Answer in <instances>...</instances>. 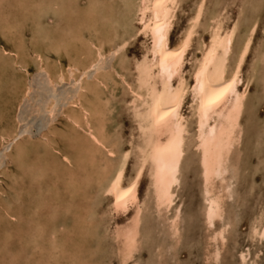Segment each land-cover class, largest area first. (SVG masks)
Instances as JSON below:
<instances>
[{"label":"bare ground","instance_id":"1","mask_svg":"<svg viewBox=\"0 0 264 264\" xmlns=\"http://www.w3.org/2000/svg\"><path fill=\"white\" fill-rule=\"evenodd\" d=\"M31 1L32 3H30L28 7L24 6L22 13H29L32 15V9H34L41 13V17L47 16V13H49L52 14L53 18H56V20L50 23L52 24V26H50L52 27L50 31L43 30V23L32 21L34 27L33 38L36 39V43H38H35L34 47L36 53L35 60L32 59L33 57L29 58L27 54H24L21 58V62H19V64H22L20 71L26 73V65L33 63L34 67L37 69L41 68L46 72L50 83L57 85L62 81L72 80L77 87L74 93L75 96L73 98L71 97L72 99L69 100L65 106V111H63L65 122L70 125L69 130L61 132L52 126V120L50 122L52 127L50 126L51 128L39 137V141H35L38 143H35L30 137L23 138V133H19L17 112L13 110V107H19L20 109L23 100H25L27 95H30L28 93L32 85L28 82L26 83L25 73V75L21 74L15 77L11 75V78L8 79H6V76L0 77V92H5L3 95L0 94L2 100L0 105V117L3 113H7L10 117V124L0 126V146L7 143L6 156H10L11 154V162L14 163L15 171L19 172V176H23L24 173V176L28 175L30 180L33 181L34 179V182L37 183L36 180L38 178L46 177L50 174L51 184L53 186L59 177L63 181V189L67 192L66 195L69 198L63 199V195H59L61 194L60 190L59 193L57 189L53 190L51 188L52 193L49 199L46 200L50 211L47 212V210H44L45 213L43 212V215L45 214L43 219L48 220V222L44 221V224L42 223V225L39 224L38 227H34L31 234H26L25 243L32 245L33 251L39 250L41 255H45H42L45 260L41 257L43 263L46 262L50 264L48 260H50L49 262L54 261L53 263H56V260L61 258V254H68L69 258L73 257L76 260L79 259V264H92L89 262L90 260L82 262L80 260L81 258H77V250L76 252H73L74 250L70 252L68 249H61L63 244L58 241L57 231L54 228V220L64 212L67 213V210L69 211V200L73 201L74 197H77V195H80L82 198L88 195L87 192L90 189V185H93L92 183L95 184L96 192L110 197V209H108L111 213L122 215V213L132 208V214L128 218V221H123L124 224L112 229L114 230L113 239L118 242V244L116 243L118 246H115H117L116 251L119 256L120 264H126V262L133 257V253L139 250V239L141 236L139 232L140 224L142 222L143 208L147 206V202H150L151 208L156 215H162L163 211L168 212L172 208L169 228L171 230V235L176 237L179 234L181 213L179 211V205L175 204L173 207L172 205L177 198L175 197V191L179 185V173L184 153L189 149L188 147H192L194 149L193 156L197 162L196 168L198 169V177L200 178V182L198 180L197 182L200 183V194L203 201L202 211L205 233L212 242L207 240V243H211V246L210 253L206 255V262L210 264H219V261L226 260L225 257L220 260V257L225 247L224 245L227 238L226 233L230 226V221L226 222V217V219L224 218L225 223H219L220 225L217 226V228L214 227V224L217 221H222L226 212V204L229 202L227 200L232 198L230 183L234 178L237 168H240L238 167L240 154L238 148L243 128L241 125V118L245 111L249 86L252 80L257 79L256 76L258 75H256V73L258 72L260 64H262L263 68H260L262 71L259 75L261 83L258 82V79L257 82L261 85V91L263 90L264 95V45L252 56L248 74L246 70H244L246 72L245 76L242 75L244 61L249 52L253 32L257 27V15L251 20L246 34H244L239 41L237 40L238 43L235 44L237 47L233 53V58L230 60V55L233 51V42L242 17V7L240 8V13L237 12L235 19H232L233 21L231 20L232 22L230 25L228 24L229 26L225 27L224 23L227 21V15L225 12L220 11V7L225 5L226 0H219L221 5H219L218 11H216L217 13L206 20L203 26L200 21L204 9V6H202L203 0H196L197 2L192 10V14L188 17L186 25L183 27L174 46H170L169 44V34L173 27L176 11L181 0H108L109 2L107 0H85L86 4L81 7L76 5L78 0ZM11 2L12 0L7 1V3ZM258 2L259 0H255V3L251 4L253 8L257 9L260 4ZM65 13H67V16ZM0 15L2 18L6 19V13L2 12L1 9ZM40 20L42 19L40 18ZM262 23L263 25L261 26L264 33V19ZM6 25L8 28L9 22H7ZM198 27H202L206 37L204 39L198 38L196 47H194V49L192 48V53H188V55L187 52L192 45L194 37L197 35ZM158 29H163V43H161L159 39ZM86 32L87 36L85 34ZM138 34L143 35V38H145L148 44L145 46V49H143L144 51H142L143 53L140 59H132L133 62L131 61L130 63L122 53L131 42V39L136 35L139 36ZM185 40L188 41L187 46H185ZM105 43L108 47H105ZM182 48L184 49L182 55H173V53H179ZM255 48L256 47H252L251 49ZM58 49L63 50L68 56L66 68L57 61L48 62L46 54L50 52L56 53ZM106 53H109L108 55L116 59L118 56H122L118 58V61L116 60L117 63L115 65L112 62L110 68L105 69L99 67L98 63L103 59ZM186 62L187 65L185 66ZM3 65L4 64H1L0 67L4 70ZM90 70L93 72L91 78L87 76ZM128 72H130L133 78L131 82H127L128 80L124 79ZM127 76H129V74ZM254 76L255 79H253ZM233 78H235V83L231 88H228V85L233 84ZM121 83L124 84L125 87H123L125 92L124 95L127 94V96H129L128 104L131 108L132 118L137 124L136 131H138V142L136 141V145L134 144L135 165L133 164L134 169H132L133 173L131 177L126 181L123 175L126 164L125 156H129L130 146H128V150L125 152L118 151L120 145L118 144V140L107 130V123L110 120L109 117H111L110 114L113 110L111 103L113 101L111 99L114 90L118 85H121ZM217 85L220 87H216ZM201 86L207 89V95H202ZM225 88H228L226 92L223 91ZM11 95L17 97H14L16 98L14 102L11 101L8 104V97ZM187 99H189L187 105H189L188 109L190 112L188 118L191 121V125L188 119L184 117V114H182V109L184 108L183 104ZM210 100L214 102L209 103ZM248 102L251 103L250 101ZM261 103L262 100L259 105ZM46 104L47 113L51 115L54 113L53 99L49 98ZM251 106L252 105L249 106L250 109H254V107ZM185 107L187 108V106ZM130 110L129 113H131ZM246 111H248V109ZM251 111L252 110H250V112ZM120 115H122V113ZM250 117L253 116L250 114ZM260 124L262 123L260 122ZM191 126L192 134L190 135V140L189 134ZM75 127L79 128L81 135L77 136L76 131H74ZM118 127L119 125L117 128ZM244 132H246V130ZM54 134L58 135V137L61 136L63 141L68 140L67 146H69V150H67V152L62 150V153H60L59 157L55 158L53 163L48 161V158V160L45 159L37 163L41 156L39 149H41L42 154L46 153L47 150L49 152L52 151L50 143L53 141L51 135ZM26 136L29 135L26 134ZM66 138L67 140H65ZM11 144H13L14 147L12 152L10 151L8 153ZM190 150L192 149L190 148ZM48 151L47 153L49 154ZM110 157H114V162ZM195 160H189V162ZM196 162L194 166H196ZM128 163L130 162L128 161ZM24 164H27V167H25ZM144 172L148 182L144 199H141L142 201L140 202L137 195L139 191L137 190L139 183H141V179L145 177H143ZM0 173L3 174L4 178L10 179L11 181L18 178L16 175L17 173L11 172L13 175H7L4 172ZM133 185L135 186L133 187ZM51 189H49V191H51ZM129 189H131V191H129ZM30 194L32 195L31 192ZM89 197L90 196H88V198ZM9 199H11V197ZM41 200V204L38 202L35 203L33 209L30 210L33 212L38 210L43 204L44 199L41 198ZM81 202L83 203V201ZM77 203L75 202V204ZM230 203L231 202H229V204ZM3 206L5 208L0 215L3 216V214H5L7 217L12 216L9 212L11 203L4 202ZM77 206L79 205L77 204ZM74 208L76 209H72V212L77 210L82 211L83 205ZM90 212L92 211L90 210ZM82 213L85 212L82 211ZM92 214L90 217L93 220L94 214ZM262 214H257L256 218H253L254 220L251 221V226L249 225L250 231H248L250 233H248L251 239L254 238L252 240L260 241L261 237L264 236V219L261 218ZM76 215L80 214L78 213ZM90 217L87 216L89 220L91 219ZM78 218L75 219H77V221H83H81L80 224L84 223V219L78 220ZM90 222L91 220L89 221L90 228L96 226V221H93L94 223ZM75 223L76 222L73 224ZM85 223L87 222L85 221ZM96 223L98 224V222ZM73 224L71 222L70 225L72 226ZM74 226L75 225H73V227ZM46 227L47 230H45ZM80 228L82 230V227ZM87 229L88 228H86V230L84 229L85 232L81 231L82 235L88 232ZM74 234L76 233L74 232L73 235ZM94 234L91 237L96 236V233ZM164 234L166 235L165 232ZM90 235L91 233L89 237ZM71 237L72 239L74 238L73 236ZM82 237H84V235ZM143 237L144 236H142V238ZM78 241L81 240L78 239ZM177 243L178 241L176 240L175 243L171 245V248H175ZM86 244L91 247L90 241ZM245 248L248 250L247 246ZM102 249L106 248L103 247L101 250ZM101 250H99V252H102ZM262 250H264L263 247ZM95 251H97V249L94 250V252ZM248 251L240 252V254L237 255L242 263L245 262L247 254L249 253ZM86 253L87 255L89 254L88 252ZM165 254L167 256L169 253ZM250 254L252 253L250 252ZM164 256L163 253V257ZM92 257H90V259ZM86 258H88V256H86ZM171 258L172 257L168 259L170 260ZM152 259L151 256L149 261ZM172 261L174 260L172 259ZM153 262L154 263L150 261L149 263L156 264L155 260H153ZM71 264L78 263L71 261Z\"/></svg>","mask_w":264,"mask_h":264},{"label":"rangeland","instance_id":"2","mask_svg":"<svg viewBox=\"0 0 264 264\" xmlns=\"http://www.w3.org/2000/svg\"><path fill=\"white\" fill-rule=\"evenodd\" d=\"M7 1L8 0H1L0 1V9L2 10V12L6 13V19L2 18L0 15V65L4 64L3 65L4 70L1 69V67H0V77L2 78L4 76H6V79L11 78V75H13L15 77L17 75H21V74L25 73L24 71H20L22 64H19V62H21V60H22L21 58L24 56V54H27L28 55L27 57H29V58H32V57H33L32 59L35 58L36 53H35L34 47H35V43L37 41H36V39L33 38L34 27H33L32 21H38V22L43 23V25H44L43 30H45V31L49 30L50 31V29H52V27H50V26H52V24H50V23H53L56 20V18H53L52 14H49V13H47V16L41 17V13H39L37 10H34V9H32L33 10L32 15L29 13H26V14L22 13L24 6L28 7V5H30V3H32L31 0H22V1L21 0H12L11 3H7ZM33 1H35V0H33ZM36 1H39V0H36ZM196 2H197L196 0H181L180 5L176 11V16H175L176 18H175L173 27H172L171 32L169 34L170 46L171 45L174 46L175 43L177 42V39L179 38L180 33L183 30V27H185V25H186L188 17L190 16V14H192V10L194 9ZM219 2H220L219 0H203L202 6H204V9H203V15L200 19L202 26H203V24H205L206 20H208L210 17H212L213 14L215 15V13H217L216 11H218V7H220L219 5H221ZM247 3L250 5H248ZM252 3L254 4L255 0H253V1L252 0H250V1L249 0H226L225 5L224 6L222 5L220 7V11L225 12L227 15V21H226V23H224L225 27L230 25V23L235 19L237 12L240 13V8L242 7L241 8L242 17L240 20L239 29L236 33V37H235L236 41L234 40V42H233V51L231 52L230 60H231V58H233V55H234L233 53L237 47V45H235V44H237L238 41L240 40V38L244 34H246L247 28H248L251 20L253 19V17L255 15H257V17H258L257 27L253 32V37L251 40L249 52H248V54L245 58V61H244L243 71H242L243 76H245L246 72L248 74V70H249V66L251 64L252 56L254 54H256L261 49L262 45H264V38H263L264 33L262 31V26H261V25H263L262 22L264 19V17H263L264 16V0H259L258 3H260V4L258 5L257 9L253 8V5H251ZM85 4H86L85 0H78L76 3V5L78 7H81ZM7 8H9V9H7ZM65 14L67 16V13H65ZM259 15H260V17H259ZM261 15L263 18L261 17ZM40 18L42 20H40ZM260 18H262V19H260ZM45 21H46V23H45ZM7 22H9L8 28L6 25ZM40 33H42V32H40ZM85 34L87 36V32ZM138 35L139 36L136 35L135 37H133L131 39V42L129 43L127 48L122 53L123 56H125L130 63H131V61L133 62L134 59H140V57L143 53L142 51H144L143 49H145V46L148 44L145 41V38H143V35H141V34H138ZM205 37H206V34H205V32H203L202 27H198L197 35H196V37H194V39L192 41V45L189 48L187 54L192 53L194 47H196V41L198 38L204 39ZM36 44H38V43H36ZM251 46L253 48L254 47H256V48L251 49L252 48ZM105 47H108L106 43H105ZM108 54L109 53H106L104 55L103 59L98 63L99 67L109 69L112 62L115 65L118 61V58H120L122 56V55H120L116 59L113 56H110ZM46 57L48 58V62L57 61L58 63H61V65L63 67H65V68L67 67V64H68V58L67 57L68 56H67V54L64 53L63 50L58 49V52H56V53L50 52L49 54H46ZM42 63H44V62H42ZM186 65H187V62L185 63V66ZM260 68L263 69L262 64H260L258 67V72L256 73V75H258V76L255 75L257 77L259 83H261L259 75L261 74V71H262ZM244 70H246V72ZM92 71H93V69H92ZM92 71L90 70L88 72L87 76L89 78H91L93 76ZM25 74H26V83L27 82L30 83L32 85L33 89L31 88V90L28 93L30 95H27L25 100H23V102L21 103L22 106L20 105V109H19V107H16V108L13 107V110L14 111L16 110V112H17V117L19 120V126H18L19 133H21V134L23 133V135H24L23 138L30 137L32 139V141L35 142V141H39V137L42 136V134H44L52 126L55 127L56 129L60 130L61 132L69 130L70 125H68L65 122V116H63L64 115L63 111H65V108H66L65 106L67 105L69 100L75 96L74 93L76 92L77 85H75L72 82V80L62 81L60 84H57V85L52 84L49 82V79L47 77L46 72H44V70L41 68L37 69L36 67H34L33 63L26 65V73ZM128 74H129V76H127ZM128 74H126V77H124V79L128 80L127 82H131L133 79L132 75L130 74V72H128ZM255 76L253 79H255ZM257 79L252 80V83L249 86L248 93H247L248 97L246 99L247 103H246V107L244 109L245 111L243 112V115L241 118V125L243 128H242V137H241L240 145L238 148L239 153H240L239 154V160H238L239 161L238 167H240V168H237V171L235 172L236 175L234 174V178H233L232 182L230 183V192H231L232 198L227 200V201H229L231 203L229 204V202L228 203L226 202L227 203L226 204V212L224 214L225 217L223 216V219L221 222L217 221L214 224L215 225L214 227L217 228V226H219L221 223H225V221L226 222L230 221V226H229L227 233H226L227 238H226L225 245H224L225 247L222 250L221 257H220V260H222V258L225 257L226 260L225 259L224 260L226 263L224 262V260H222V261H219V264H227V263L228 264H241L242 262L239 260V256L237 257V255H239L240 252H244V251L247 252L248 250H249L248 251L249 253L247 254L248 258L246 257L245 262L248 261L249 263L243 262L242 264H256V263L260 264L261 256H262V260H264V254H263L264 250H262V247L264 249V241L252 240L254 238L251 239L250 238L251 236L249 235L250 226H251L250 223H251V221H253L256 218L257 214L263 213L261 218L264 219V209H263L264 208V95H263V90L261 91L262 87L257 82ZM123 87H124V84L121 83V85H118L117 88L114 90L113 97L111 99L114 102V103L111 102L113 110L110 114L111 117H109L111 122L109 120V122L107 123V130L113 134V136L116 138V140H118V144H120L118 151L125 152L128 150V146H130V154L126 160L127 167L125 164V170H124V174H123L124 180L126 181L131 177V175L133 173L132 169H134V165H135L134 147H135L136 143L138 142V134H137L138 131H136L137 130V124L134 122V120L132 118V112L130 110L131 108L129 107L130 105L128 104L129 96H127V94L124 95L125 92H124ZM118 90H119V92H118ZM3 93H5V92L4 91L0 92L1 95H3ZM120 96H122V97H120ZM261 96H262V99H261ZM14 97H17V96L11 95L8 97L9 98L8 104H9V102H11V101L14 102L16 100V98H14ZM18 97H20V96H18ZM117 97H119V98H117ZM126 97L128 100L126 99ZM49 98H52L53 103H54L53 104L54 105V109H53L54 113H52L51 115L47 113V110H46L47 107H45L47 105L46 103H47ZM256 98H258V99H256ZM260 99L262 100V103L259 105V103L261 102ZM1 101L2 100L0 98V105H1ZM248 101H250L251 103H249ZM188 103H189V99L185 100V103L183 104L184 108L182 109V114H184V117L188 119V122L191 125V121L188 118L189 112H190V110L188 109L189 105H187ZM114 104H115V106H114ZM250 105H252L251 107H254V109L253 108L250 109V107H249ZM185 106H187V108ZM115 107L117 108V110ZM122 108H123V110H122ZM187 109H188V111H187ZM247 109L249 112L246 111ZM129 110L131 113H129ZM250 110H252V111L250 112ZM185 111H187V112H185ZM123 112H125V113H123ZM121 113H122V115H120ZM248 113H249V115H248ZM250 114L253 117H250ZM116 119L118 120L119 123L117 122ZM255 120H256V122H255ZM51 121H52V126L50 125ZM61 121H63V122H61ZM130 122H133V123H130ZM260 122L262 124H260ZM6 124H10V117L7 113L6 114L3 113V115H1V117H0V126L6 125ZM134 124H136V125H134ZM259 124H260V126H259ZM118 125H119V127L117 128ZM111 127H113V128H111ZM131 128H133V129H131ZM130 129H131V131H130ZM243 130L244 131L246 130V132H244ZM74 131H76L77 136L81 135L79 128L75 127ZM26 134L29 136H26ZM117 134H118V136H117ZM191 134H192V126H191L190 134H189L190 140H191V136H190ZM135 136H137V137H135ZM51 137L53 140L50 143L52 151L49 152L47 150L50 155L46 151V153H43L45 155L44 156L41 152V149H39L41 156H40L39 160L37 161V163H40L45 159L46 160L49 159L48 161H51L53 163L55 158L59 157L60 153H62V150L66 151V152H67V150H69V146H67V142H68L67 138L65 139L67 141H63V139H61V136L58 137V135L54 134V135H51ZM189 138H188V140H189ZM35 143H38V142H35ZM247 145H249V146H247ZM11 146H12V148H11ZM7 147H8L7 143L2 144L0 146V172H4L7 175H13V173H15V174L17 173L16 175L18 176V178L16 180L11 181L10 179L4 178L3 174L0 173V213H2L4 211V208H5L3 206L4 202H10L11 207L9 209V212L12 214V216H9V217H7L5 214H3V216L0 215V264H47L46 262L43 263V259L41 258V257L45 256L44 254H42L43 255L42 256L41 253L39 252V250L33 251L32 245L25 243V238L27 237L26 234H28V235L31 234L32 233L31 231H33L34 227H38L39 224L42 225V223L44 224L45 223L44 221L48 222V220L43 219L44 218L43 216L45 215V214L43 215V212L45 213L46 210H47V212L50 211V208L47 205L46 200L49 199V196L52 193V189L53 190L57 189L58 190V191L56 190L57 192H59V190H60L61 194H59L60 192L58 194L61 196L63 195L62 196L63 199H69L68 196L66 195L67 192L63 189V181L59 177L53 186L51 184L50 174L46 177H42V178L40 177L41 179L38 178L36 180L37 183L34 182V179H33V181L30 180V178L27 174H26L27 176H24V173H23V176L22 175L19 176V172L15 171L16 169H15L14 163L11 162V154H10V156H6ZM13 147H14L13 144H11L10 148H9L10 150L8 151V153L10 151L12 152ZM188 148L189 149L186 150V152L184 153L183 159H182L181 170L179 173L180 174L179 185L175 191V197H177V198L174 200V204L172 205V207L175 204L179 205V209H180L179 211L181 213L180 214V223H179V234L176 237H173V235H171V230L169 228V219L171 218V211H172L171 209L172 208L168 212L163 211L162 215H156L154 213L153 209L151 208L150 202H147L146 203L147 206H145V208H143L142 222L140 224V231L139 232H140L141 236L139 239V250L136 251L135 253H133V257L131 259H129V261H127L126 264H133V263L134 264H136V263L137 264H152V263H154L153 260H155L156 264L157 263L158 264L159 263L160 264H210V263L206 262L207 261L206 255H208V253H210V246H211L210 244L212 242L208 239L207 234L205 233L206 231H205V227H204L205 224H204V220H203V211H202L203 201H202L201 194H200V187H199L200 183L197 182V180L200 182V178L198 177L199 176L198 169L196 168L197 162L195 160V157L193 156L194 149L192 147H188ZM190 148L192 150H190ZM188 150H190V151H188ZM240 150L243 152H241ZM41 157H43V158H41ZM189 157H190V159H189ZM110 158L114 162V157H110ZM115 158H116V156H115ZM188 159L189 160L194 159L195 161L189 162ZM128 161L130 163H128ZM195 162H196V166H194ZM24 166L27 167V164H24ZM10 170L13 173H11ZM143 177L144 178L141 179V181H140L141 183H139L138 190H137V191H139V192H137V195H138V200L140 202L144 199L145 191H146L145 189L147 187V182H148L145 172L143 173ZM143 180H144V183H143ZM92 184L93 185H90V189L87 192L88 195L83 197L85 199H83L80 195H77V197L76 196L74 197L73 201L69 200L70 201L69 202V205H70L69 211L67 210V213L64 212L65 214L64 213L61 214V216L57 217L54 220V228L57 231V233H56L57 239L59 242H61V244H63L61 249H65V250L68 249V251H70V252L73 250H74L73 252H76V250H77L78 255H76V257L81 258L80 260L82 262H84L86 260H88V261L90 260L89 262L92 264H96V263L97 264H120L119 256H118L117 251H116V248L118 246L117 245L118 242H117V240L113 239L114 238V236H113L114 230H112V229H115L117 226H120V225L124 224V222L128 221V218L132 214V212H131L132 208L128 210L129 212L127 211L125 213H122L123 216L120 214L118 215L115 213L114 214L111 213V211L109 210L110 209L109 208V200H110L109 198L110 197L108 195H101L98 192H96V189L94 186L95 184L94 183H92ZM20 186H21V188H20ZM33 187H34V189H33ZM49 189H51V191H49ZM91 189H92V191H91ZM30 192L32 193V195L30 194ZM96 195H98V196H96ZM9 196L11 197V199H9L10 198ZM88 196H90V197L88 198ZM103 196H105V197H103ZM41 198H43L44 201H43V204L38 208V210H36L37 212L35 211L36 212L35 213V212L31 211L30 209H33V206L35 205V203H37V202L40 204L42 203ZM75 198H76V200H75ZM77 199H78V201H77ZM81 201H83V203ZM75 202L76 203L79 202L80 204L77 203L79 206H77V204H75ZM100 203H101V205H100ZM81 205H83L82 211L85 213H82L81 210H77V211H73V212L71 211L72 209L73 210L76 209L74 207L78 208ZM86 208H87V210H86ZM90 210L92 212H90ZM196 212H197V214H196ZM74 213H76V214L79 213L80 215L81 214L82 215L80 216V215H76ZM83 214H85V215H83ZM91 214L93 215V218H94L93 220L90 217ZM104 215H105V217H104ZM87 216H89L91 218L90 223H94L93 221H96V222H98V224L95 222L96 226L93 228H90V226H89L90 220H89V218H87ZM85 217H86V219H85ZM96 217H98L99 219ZM226 217H227V219H226ZM70 218H72V219H70ZM75 218H78V220L84 219V223H85V221L87 223H85V224L81 223V224H83V225H81L80 222L82 220L77 221V219H75ZM118 218H120V219H118ZM224 218L226 219L225 221H224ZM230 219H232V220H230ZM107 220H109V221H107ZM70 221L72 222V224L74 222H76L75 224H73V225H75L74 227H73V225L72 226L70 225L71 224ZM116 221H117V224H116ZM76 224H77L78 229L76 227ZM78 224H80V225H78ZM99 225H103V226H99ZM200 226L204 227V228H201ZM80 227H82V230ZM86 228H88L87 229L88 232H86L87 235L85 233H83L84 237H82L83 236L82 232H85ZM96 228H98V229H96ZM238 229H239V231H238ZM45 230H47V227L45 228ZM69 230H72V231H69ZM29 231H30V233H29ZM79 231L80 232L82 231V232L80 233ZM59 232H60V234H59ZM61 232H63V233H61ZM74 232L76 234L73 235ZM89 232L91 233L90 237L93 236L94 233H96V236L91 237V239H90V237H89L90 233ZM164 232L166 233L167 236L164 234ZM101 233H103V234H101ZM160 234H161V236H160ZM245 235H246V237H245ZM71 236H73L74 238L72 239ZM142 236H144L145 238L144 237L142 238ZM148 236H149V238H148ZM76 237H77V239H76ZM95 238H97V239H95ZM62 239L71 240V241L70 242L69 241H63ZM78 239L81 241H78ZM84 240H87V241H84ZM176 240L178 241L176 247L171 248V245L173 243H175ZM207 240L211 243H209V242L207 243ZM88 241L91 242L90 246L92 247V249L88 245L90 243L86 244ZM92 242H93V244H92ZM83 243H85V244H83ZM260 244L262 245V247ZM115 245H117V246H115ZM253 245H255V246H253ZM256 245H258V246H256ZM259 245L261 248L259 247ZM105 246H107V247H105ZM246 246L248 247V250H247V248H245ZM103 247L106 249L101 250V248H103ZM207 247H208V249H207ZM240 247H241V249H240ZM203 248H206V249H203ZM259 248H260V250H259ZM93 249L94 250L97 249V251L94 252ZM92 250H93V252H92ZM99 250H101L102 252H99ZM206 250H208V251H206ZM86 252H88L89 254L87 255ZM250 252L252 254H250ZM84 253H85V256H84ZM163 253L165 255L164 257H163ZM165 253H167V254L169 253L167 255L168 258H170V257H172V258L169 260ZM97 255H99V256H97ZM153 255H154V257H153ZM202 255H203V257H202ZM60 256H61V258H58L56 260V263H53L54 261L49 262L50 260H48V263H50V264H71V261H75L79 264V262H78L79 259L76 260L73 257L69 258L68 254H61ZM86 256H88V258H86ZM151 256L153 258L152 260H150V261H152V263H149L150 262L149 259H151ZM254 256H257V257H254ZM90 257H92V258L90 259ZM163 258H165V259H163ZM172 259L174 261H172ZM44 260H45V258H44ZM203 260H205V261H203Z\"/></svg>","mask_w":264,"mask_h":264},{"label":"snow or ice","instance_id":"3","mask_svg":"<svg viewBox=\"0 0 264 264\" xmlns=\"http://www.w3.org/2000/svg\"><path fill=\"white\" fill-rule=\"evenodd\" d=\"M158 35H159V39H160L161 43H163V41H164L163 29H158ZM189 35H191V34H189ZM187 43H188V41L185 40V46H187ZM183 50L184 49L182 48L179 53H173V55H182ZM198 79H199V74H198ZM234 83H235V78H233V84L228 85V88H231L234 85ZM216 87H220V86L217 85ZM228 88L223 89V91L226 92L228 90ZM201 93H202V95H207V89H205L203 86H201ZM212 102H214V101L213 100L209 101V103H212ZM157 115H158V113H157ZM125 159L127 160V155L125 156ZM134 186L135 185H133V187ZM129 191H131V189H129ZM261 240L264 241V236L261 237ZM260 264H264V260H261Z\"/></svg>","mask_w":264,"mask_h":264}]
</instances>
